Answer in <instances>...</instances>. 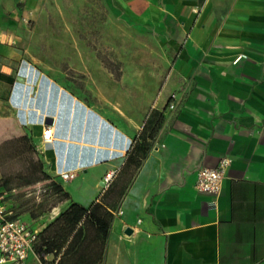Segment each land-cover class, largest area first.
I'll use <instances>...</instances> for the list:
<instances>
[{"label": "crops", "instance_id": "0c3cea01", "mask_svg": "<svg viewBox=\"0 0 264 264\" xmlns=\"http://www.w3.org/2000/svg\"><path fill=\"white\" fill-rule=\"evenodd\" d=\"M128 1L160 63L133 107L85 102L41 72L21 45L41 28L43 0H0V189L45 182L22 177L37 155L68 196L21 218L41 233L72 204L98 203L111 218L105 239L91 231L96 264H264V0ZM153 110L163 121L138 163ZM222 158L219 193L198 192L197 170ZM59 256L34 249L25 264Z\"/></svg>", "mask_w": 264, "mask_h": 264}, {"label": "rangeland", "instance_id": "374dc122", "mask_svg": "<svg viewBox=\"0 0 264 264\" xmlns=\"http://www.w3.org/2000/svg\"><path fill=\"white\" fill-rule=\"evenodd\" d=\"M129 5L128 0H43L40 30L23 31L21 48L30 46L25 57L41 72L78 92L85 102L95 105L99 97L133 107L144 101L160 63L157 56L151 59L149 41ZM106 66L116 73L120 70V79ZM47 185L45 181L39 188L28 189L32 190L28 197L48 203L53 197L48 196Z\"/></svg>", "mask_w": 264, "mask_h": 264}, {"label": "trees", "instance_id": "16d2710c", "mask_svg": "<svg viewBox=\"0 0 264 264\" xmlns=\"http://www.w3.org/2000/svg\"><path fill=\"white\" fill-rule=\"evenodd\" d=\"M106 68L113 74L115 79H120L122 75L120 70L116 73L109 66H106ZM162 121V113L153 110L133 144L132 151L137 155L136 162H141L145 153L149 150L151 141L154 139ZM27 168H29V172L22 176L26 178V183L33 185L37 182L47 181L50 185L49 187L47 185L48 196H52L53 199L48 203L43 201L37 203L34 196H26L27 190L32 188V186H26L19 189V194L12 196L10 199L16 214L29 211L31 216L35 217L38 213L45 211L49 205L67 198L68 195L61 184L44 172L43 162L40 159L29 163ZM11 179L9 176L6 180L10 182ZM6 180L5 182H7ZM30 202L32 205L28 206ZM110 218V214L103 210L98 203H93L89 208L72 204L38 234V241L34 246L35 252L37 254L53 253L56 256L60 254L57 264H96L89 245L95 240V234L101 235L104 239L106 238ZM92 229L96 232L94 236L91 233Z\"/></svg>", "mask_w": 264, "mask_h": 264}, {"label": "built area", "instance_id": "2783aa9c", "mask_svg": "<svg viewBox=\"0 0 264 264\" xmlns=\"http://www.w3.org/2000/svg\"><path fill=\"white\" fill-rule=\"evenodd\" d=\"M44 142H51L53 131L50 128L43 130ZM230 160L222 158L215 168L200 167L196 172L195 188L200 193L217 195L221 188V182ZM68 175L62 174V178ZM113 173H107L101 185L107 188L111 182ZM35 188V186H34ZM39 188V185L38 187ZM20 190L0 189V264H25L29 254L34 250L38 241V231L16 214L11 204V197L17 196ZM32 194L27 190L26 196Z\"/></svg>", "mask_w": 264, "mask_h": 264}, {"label": "water", "instance_id": "95a60500", "mask_svg": "<svg viewBox=\"0 0 264 264\" xmlns=\"http://www.w3.org/2000/svg\"><path fill=\"white\" fill-rule=\"evenodd\" d=\"M126 232H127V233H130V232H131V230H130V229H127V230H126Z\"/></svg>", "mask_w": 264, "mask_h": 264}]
</instances>
